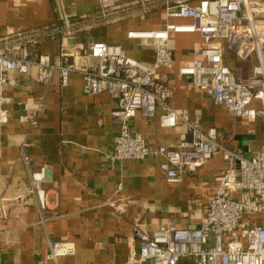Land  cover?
Listing matches in <instances>:
<instances>
[{
  "label": "crops",
  "instance_id": "1",
  "mask_svg": "<svg viewBox=\"0 0 264 264\" xmlns=\"http://www.w3.org/2000/svg\"><path fill=\"white\" fill-rule=\"evenodd\" d=\"M128 1L118 0L119 20L113 16L96 21L98 0H0V40L36 34L21 44L28 47L31 58L46 54L55 62L61 49L70 50L77 43H116L131 57L151 63L154 51L128 39L127 33L162 29L163 1L144 14L138 6H127ZM63 11L77 24L69 36L50 33ZM171 41L175 62L165 70L173 90L171 106L198 117L204 130L217 129L229 139L231 149L250 157L264 145V119L247 122L233 117L190 78L178 74L179 64L201 47L198 34H171ZM242 72L250 73V66L244 65ZM10 78L12 86L5 94L9 122L0 126L4 212L3 217L0 209V264H151L132 261L136 231L150 232L165 223L181 228L202 223L203 208L214 195L215 175L226 167L221 156L187 175L183 184L166 182L157 160L113 163L107 155L112 153L119 123L111 116L115 103L107 94H86L78 74H71L65 87L57 75L48 85L39 83L34 71L27 76L11 73ZM25 106L36 109V125ZM159 115L147 120L137 114L130 125L151 146L180 142L185 129H162ZM41 169L45 170L44 211L36 196L26 192L29 171ZM111 200H119L122 210L111 208ZM55 242L71 246L73 253L49 259ZM178 264L192 261L183 257Z\"/></svg>",
  "mask_w": 264,
  "mask_h": 264
},
{
  "label": "built area",
  "instance_id": "2",
  "mask_svg": "<svg viewBox=\"0 0 264 264\" xmlns=\"http://www.w3.org/2000/svg\"><path fill=\"white\" fill-rule=\"evenodd\" d=\"M161 1L165 19L162 29L127 33L128 39L154 51L151 63L131 57L120 44L94 41L61 49L57 62L46 54L33 59L21 43L36 34L19 33L10 40L1 39L0 126L9 122L5 94L12 86L11 73L27 76L34 71L43 85L57 75L63 87L71 74L80 75L86 94L105 93L115 103L111 116L119 123V132L113 138L112 153L107 155L111 162L157 160L164 179L172 184H183L187 175L217 156L226 165L215 175L214 195L203 208L202 223L195 228L165 223L150 232L136 231L133 263L178 264L187 257L192 264H264V145L246 157L231 149L229 139L217 129L204 130L198 117L173 108V90L165 72L175 62L171 34H198L201 47L179 64L178 74L190 78L195 87L233 117L247 122L264 119V0H129L127 6H138L144 14ZM98 3L94 20L121 18L118 0ZM59 21L61 26L50 33L71 35L77 24L65 11ZM247 64L250 73L245 74L242 69ZM25 110H30V119L36 125V109L25 106ZM158 113L162 129H185L180 142L151 146L130 125L137 114L152 120ZM29 175L31 184L26 192L36 196L44 211L46 191L41 185L45 170L29 171ZM108 205L122 210L119 200H111ZM73 251L71 246L55 242L47 257L55 260Z\"/></svg>",
  "mask_w": 264,
  "mask_h": 264
},
{
  "label": "trees",
  "instance_id": "3",
  "mask_svg": "<svg viewBox=\"0 0 264 264\" xmlns=\"http://www.w3.org/2000/svg\"><path fill=\"white\" fill-rule=\"evenodd\" d=\"M54 26V25H53ZM61 26V22L60 21H58L57 23H56V27H60ZM61 34L59 33L58 34V36H60Z\"/></svg>",
  "mask_w": 264,
  "mask_h": 264
},
{
  "label": "water",
  "instance_id": "4",
  "mask_svg": "<svg viewBox=\"0 0 264 264\" xmlns=\"http://www.w3.org/2000/svg\"><path fill=\"white\" fill-rule=\"evenodd\" d=\"M253 138V137H252ZM248 142H245V144H247ZM249 146V145H248ZM256 147V146H255ZM261 150V148L259 149L258 148V146H257V149H256V151H254V153H256V152H259Z\"/></svg>",
  "mask_w": 264,
  "mask_h": 264
}]
</instances>
